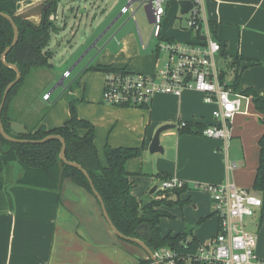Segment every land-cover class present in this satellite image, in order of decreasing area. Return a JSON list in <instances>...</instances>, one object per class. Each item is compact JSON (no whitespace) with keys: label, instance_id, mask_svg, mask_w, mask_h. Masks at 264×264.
<instances>
[{"label":"crops","instance_id":"crops-1","mask_svg":"<svg viewBox=\"0 0 264 264\" xmlns=\"http://www.w3.org/2000/svg\"><path fill=\"white\" fill-rule=\"evenodd\" d=\"M40 1L44 0H0V7L17 15ZM60 1L57 0V7ZM147 1L90 0L83 7L69 4L67 13L63 5L60 24L55 23L58 29L50 37L51 40L52 37L57 39L60 33L63 35L64 56L58 58L59 69L55 66L58 53L50 47L49 41L46 49L52 53L50 66L31 72L10 103L9 114L11 111L21 116L22 102L35 96V89H45L51 81L50 73L63 67L66 68L59 79L44 94L47 101L61 85V80L69 77L81 63L84 70L107 66L155 74L157 69L154 67L160 54L158 39L152 37V25L149 32L146 28L140 30L136 23V12L143 7L151 24L150 8L145 6ZM180 2L165 1L160 39L182 42L195 39L196 34L186 28L188 12H180ZM200 14L207 23L215 25V32L210 31L221 44L216 59L224 62L225 68L217 64L224 72V80L230 82L235 77L228 67L232 59L238 58V91L252 88L264 97V0H202ZM57 18L56 11L49 15L53 22ZM152 40H155L154 46L150 44ZM94 70L103 76V70ZM78 74L82 76L83 73ZM71 88L68 85L63 94L69 93ZM98 107L113 111L116 116L106 118L101 114L92 121L75 112L93 126L99 160L97 129L101 121H106L112 129L103 151L107 144L142 148L141 156L128 159L125 165L132 181L131 194L140 203L162 198L174 202L159 206L170 214L159 220L162 235L191 231L196 240L203 242L216 233L218 216L206 188L210 183L232 182L251 191L258 159L257 141L264 133V113L255 109L250 96H243L242 111L232 119V135L227 142L199 133H179L175 127L179 120L198 122L203 126L214 122L211 113L214 106L204 103L201 93L194 90H183L179 97L157 93L148 108L135 111L133 119L128 118L130 110L126 107L111 104ZM25 119L11 117L9 122L51 129L68 118L55 125L45 122V117L39 122ZM164 124L174 125L160 134L164 152L149 156L146 149L151 138ZM84 132L79 130L81 135ZM167 149H172V158L167 157ZM146 158L149 164H144ZM105 164L106 160L102 165ZM21 172L15 162L6 166L3 172L2 192L6 208L0 211V264H137L139 259L147 258L144 250L137 251L112 233L95 196L84 188L68 178L61 180L57 191L19 185L16 179ZM169 177L181 180L184 189L161 190V180ZM154 186L156 188L151 192ZM261 214L259 210L253 217L246 218L248 223H254L256 255H264V215Z\"/></svg>","mask_w":264,"mask_h":264},{"label":"trees","instance_id":"trees-1","mask_svg":"<svg viewBox=\"0 0 264 264\" xmlns=\"http://www.w3.org/2000/svg\"><path fill=\"white\" fill-rule=\"evenodd\" d=\"M49 1V0H45ZM51 7L45 16L35 24L29 20H22L18 15L7 12L0 7V11L9 14L18 28V40L5 55V61L15 64L20 71V79L8 91L1 111V122L4 131L18 139L40 140L48 135L61 136L65 141V158L80 164L88 173L97 192L102 197L106 211L121 233L131 237H137L146 242L151 250L169 248L179 255H186L195 251L199 241L195 239L191 231L176 234H161L159 220L163 216H170L165 210L159 209L161 204L171 205L174 202L165 198L150 200L140 203L132 194L130 173L126 170V161L139 155L138 147H111L104 146L106 164L102 165L97 150L94 146V128L90 122L79 118L73 104L70 105L69 117L62 125L46 129L43 125H26V133H14L10 127L9 114L10 103L18 93L26 78L34 69L50 66L49 59L52 53L46 49L50 41L51 33L58 28L49 15L55 13L57 0H51ZM209 28L215 32V25L210 22ZM13 38V29L8 20L0 16V55L10 45ZM240 60H231L228 71H234L235 77L229 85L238 91V73ZM93 69L103 71L114 70L111 67L94 66ZM227 71V70H226ZM16 76L15 71L5 66L0 59V101L6 85ZM224 78V72L221 73ZM243 96H250L255 109L264 113V97L252 88L239 91ZM264 121V117H263ZM204 126L198 122H188L185 127L178 128L179 133H200ZM85 130L81 135L79 130ZM258 159L251 186V191L260 195L262 205L261 215H264V133L258 138ZM61 148L60 140L50 138L43 142H12L4 139L0 134V211L6 208L2 187L3 172L10 163L15 162L21 168V175L16 183L28 187L57 191L60 182L64 178L70 179L74 184L84 188L92 194L91 188L85 176L75 167L63 163L59 158ZM185 184L173 190L184 189ZM142 223H148L151 228V238L140 237L137 227ZM137 264H156L149 258L139 259ZM175 264H197L187 260L176 261Z\"/></svg>","mask_w":264,"mask_h":264},{"label":"built area","instance_id":"built-area-1","mask_svg":"<svg viewBox=\"0 0 264 264\" xmlns=\"http://www.w3.org/2000/svg\"><path fill=\"white\" fill-rule=\"evenodd\" d=\"M166 0H151L152 37L158 39L157 49L165 54V64L153 75L125 68L104 71L102 100L118 106L148 108L157 93L180 96L183 90H194L206 104L214 106V122L204 126L200 135L227 142L231 137V123L242 111L243 95L221 78L216 55L221 44L210 31L200 14L202 0H191L192 8L185 20L186 28L196 37L190 41L160 39V25ZM47 97V96H46ZM189 121L179 120L175 127H185ZM183 185L176 177L161 180V190H173ZM218 216L216 233L199 242L195 251L183 256L169 248L152 250L153 263L175 264L187 260L197 264H259L256 255L257 235L245 228V219L253 217L261 208L260 195L232 182L210 183L206 186ZM149 258V257H147ZM150 259V258H149Z\"/></svg>","mask_w":264,"mask_h":264},{"label":"rangeland","instance_id":"rangeland-1","mask_svg":"<svg viewBox=\"0 0 264 264\" xmlns=\"http://www.w3.org/2000/svg\"><path fill=\"white\" fill-rule=\"evenodd\" d=\"M89 1L90 0H61L56 10L58 18L55 23L60 24V16H61V11H62L61 9L63 5L66 7L65 13H67L69 4H73L74 6L79 5L80 7H83ZM136 20H137L136 23L139 26L140 30H142L143 28H146V30L148 29L150 32L151 30L150 25L152 24L148 22V15L143 7L137 10ZM62 37L63 35L62 33H60L57 39L52 37L49 43L50 47L53 50L57 51L58 53L55 59V66H57L56 68L60 66L58 58L62 59L64 56V51H63L64 47H63ZM150 44L154 46L155 40L150 41ZM216 60H217L218 66H221V67L223 66L225 68L224 62H222L218 57ZM164 64H165V54L163 52H160L158 63L155 65L154 68L157 70L162 69L164 67ZM64 68L66 67H63L60 70L61 72L52 71L49 76L51 78V81L48 83L46 88L44 89V87H42V90H41V87H39L38 90L35 89L33 92L35 96L30 97L25 102H22L23 114L21 116L19 114H14L11 111H10L11 113L10 116L13 118L22 119V120H26L25 118H27L28 120L32 119L31 121H36V122H39L40 119L45 117L46 119L45 122H47L48 124L51 123L55 125V124L61 123L64 119H67L69 117V113H70L69 110H70L71 104H73V106L75 107L77 114L81 116L82 115L87 116L92 121L101 114H103L106 118H111V117L116 116V113H114L113 111H105L104 109H101L100 107H98L103 104H109L102 100L103 82L101 81H102V77L104 80V72L102 76L101 73L97 72V70H94L92 68H88L84 70L85 68L83 67V63H81L75 70H73L69 77L63 78L61 80L62 81L61 85L58 86V89L53 91V93L51 94L50 101H47L46 98L44 97L45 92L49 89V87L53 83H55L59 79ZM79 72L83 73L82 76L78 74ZM141 73L151 74L149 71H145ZM45 77H48V76L45 75ZM35 82L37 81L35 80ZM68 85H71L72 87L71 90L70 91L68 90L69 93L63 94ZM50 104H52V106ZM111 105L118 106L115 104H111ZM122 107H126L130 110L127 116L128 118H131V119L136 117V112H135L136 110L143 109L142 107H139V106H122ZM111 129H112L111 125L109 126V124H107L106 121H101L97 129L96 141L98 144L97 147L99 149L100 159L102 160V161L100 160L101 164L105 163L103 145L105 144V142L107 143V135L110 133ZM141 151H142V148L140 147V152ZM146 152L149 156L151 155L150 154L151 152L149 151V146H148V150L146 149ZM140 156L137 155V156L132 157L131 159L140 157ZM147 160L148 158L145 159L144 164H149ZM250 220L251 219H249V221ZM245 228L253 232L254 223H248V219H245ZM120 240H122V242L126 244H130V246H134L136 249H138L137 251L140 250L141 252V250L142 251L144 250L141 246H139L136 243L123 240V239H120ZM257 255H258V260L260 262H264V255H259V254ZM103 262H105V260H103ZM259 264H264V263H259Z\"/></svg>","mask_w":264,"mask_h":264},{"label":"water","instance_id":"water-1","mask_svg":"<svg viewBox=\"0 0 264 264\" xmlns=\"http://www.w3.org/2000/svg\"><path fill=\"white\" fill-rule=\"evenodd\" d=\"M51 4H52L51 0H49V1H40L37 4L27 8V9L21 11V12H19L17 15L22 20H29V21L37 24L45 16V13L51 7ZM180 5H181L180 12L182 14H184V13H187L192 8L193 4H192L191 0H181ZM145 6H148L150 8L151 7V0H148L146 2ZM0 16L5 18L6 20H8L10 22L11 26H12V29H13L12 41H11L10 45H8L3 50V52L0 55V59H1L2 63L5 66L12 68L15 71V73H16L15 78L11 82H9L6 85V87L4 88L3 93H2V97H1V101H0V134H1V136L4 139L12 141V142H23V143L24 142H43V141H45L47 139H50V138L59 139L60 143H61V148H60V151H59L60 160L63 163H65V164H68L70 166H73V167L77 168L85 176V178L87 179V181L89 183V186L91 188L92 194L95 196L96 200L98 201V203L100 205L102 216L104 217V219H105L107 225L109 226L110 230L112 231V233L115 234L120 239L127 240V241L136 243L139 246H141L144 249V251L146 252L147 256L152 261H154L152 250L149 248V246L146 244V242L144 240H142L140 238H137V237H131V236L124 235L119 230H117V228L114 226V224L112 223V221H111V219H110V217H109V215H108V213L106 211V208H105L104 202L102 200V197L100 196V194L95 189V187H94V185L92 183V180L90 179L87 171L80 164H78L77 162L68 161L65 158V141H64V139L61 136L55 135V134H51V135H48V136H46V137H44V138H42L40 140H27V139H18V138L12 137V136L8 135L4 131L3 126H2V122H1V111H2V108H3V105H4V101H5V98H6V95H7L8 91L20 79L21 74H20V71L18 70V68H17V66L15 64L8 63V62L5 61V55L15 45V43L18 40V28H17V25L14 22L13 18L9 14H7L6 12L0 11ZM9 123H10L11 129L15 133L21 134V133H26L27 132V129L24 127L23 124H20V123H17V122H9ZM173 127H174L173 124H164V125H161L160 127H158L155 130V132H154V134H153V136L151 138L150 144H149V151L151 153H155V152L163 153L164 152V147L160 143V134L164 130L169 129V128H173ZM172 153H173L172 149H167L166 150V155H167L168 158H172ZM155 188H156V186H154L152 188L151 192L154 191ZM137 231H138V234H139L140 237H147V240H150V238H151V228H150V225L148 223L140 224L137 227ZM156 264H162V263H156Z\"/></svg>","mask_w":264,"mask_h":264},{"label":"flooded vegetation","instance_id":"flooded-vegetation-1","mask_svg":"<svg viewBox=\"0 0 264 264\" xmlns=\"http://www.w3.org/2000/svg\"><path fill=\"white\" fill-rule=\"evenodd\" d=\"M45 1V0H44ZM13 131V130H12ZM14 132V131H13ZM15 133V132H14ZM8 135H10V134H8ZM10 136H12V135H10ZM12 137H14V136H12ZM16 138V137H15Z\"/></svg>","mask_w":264,"mask_h":264}]
</instances>
